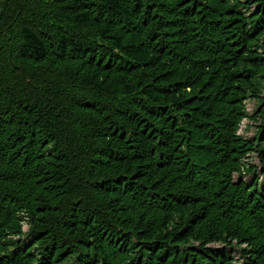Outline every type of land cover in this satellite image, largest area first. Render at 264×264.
Wrapping results in <instances>:
<instances>
[{
  "label": "trees",
  "instance_id": "obj_1",
  "mask_svg": "<svg viewBox=\"0 0 264 264\" xmlns=\"http://www.w3.org/2000/svg\"><path fill=\"white\" fill-rule=\"evenodd\" d=\"M0 264H264V0H0Z\"/></svg>",
  "mask_w": 264,
  "mask_h": 264
},
{
  "label": "rangeland",
  "instance_id": "obj_2",
  "mask_svg": "<svg viewBox=\"0 0 264 264\" xmlns=\"http://www.w3.org/2000/svg\"><path fill=\"white\" fill-rule=\"evenodd\" d=\"M247 123H248V121H245V120H244V122H243V124H242V128H241L242 131L245 129ZM249 129H250V128H248L247 130H249ZM25 230L27 231V227H26V226H25Z\"/></svg>",
  "mask_w": 264,
  "mask_h": 264
},
{
  "label": "built area",
  "instance_id": "obj_3",
  "mask_svg": "<svg viewBox=\"0 0 264 264\" xmlns=\"http://www.w3.org/2000/svg\"><path fill=\"white\" fill-rule=\"evenodd\" d=\"M251 109V106L250 105H248V110H250Z\"/></svg>",
  "mask_w": 264,
  "mask_h": 264
}]
</instances>
